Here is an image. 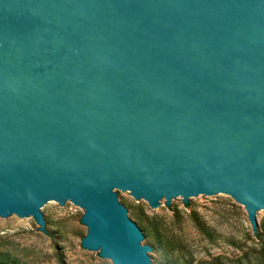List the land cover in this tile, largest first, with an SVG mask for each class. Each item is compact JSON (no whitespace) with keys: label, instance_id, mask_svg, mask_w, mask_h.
<instances>
[{"label":"water","instance_id":"water-1","mask_svg":"<svg viewBox=\"0 0 264 264\" xmlns=\"http://www.w3.org/2000/svg\"><path fill=\"white\" fill-rule=\"evenodd\" d=\"M118 192L262 235L264 0H0V221L73 204L88 251L156 264Z\"/></svg>","mask_w":264,"mask_h":264},{"label":"rangeland","instance_id":"rangeland-1","mask_svg":"<svg viewBox=\"0 0 264 264\" xmlns=\"http://www.w3.org/2000/svg\"><path fill=\"white\" fill-rule=\"evenodd\" d=\"M132 221L152 241L156 264H264L262 235L244 206L232 198H204L193 208L182 201L176 210L165 202L157 211L118 192ZM56 225L48 235L33 220L0 221V261L6 264H113L83 247L88 228L84 210L73 204L44 211Z\"/></svg>","mask_w":264,"mask_h":264},{"label":"trees","instance_id":"trees-1","mask_svg":"<svg viewBox=\"0 0 264 264\" xmlns=\"http://www.w3.org/2000/svg\"><path fill=\"white\" fill-rule=\"evenodd\" d=\"M0 264H6V263H4V262L0 261Z\"/></svg>","mask_w":264,"mask_h":264}]
</instances>
